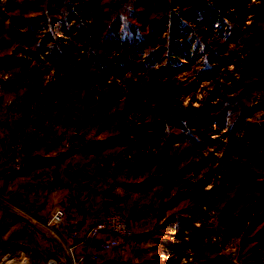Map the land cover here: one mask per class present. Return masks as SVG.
<instances>
[{
    "label": "rangeland",
    "instance_id": "obj_1",
    "mask_svg": "<svg viewBox=\"0 0 264 264\" xmlns=\"http://www.w3.org/2000/svg\"><path fill=\"white\" fill-rule=\"evenodd\" d=\"M169 1L166 10L155 0H0V117L13 116V101L31 106L34 125L23 130V117L13 119L22 131L15 134L56 160L19 185L44 204L45 190L76 169L92 187L111 186L118 194L111 209L133 219L141 201L130 185L150 178L143 186L152 194L149 217L133 219L135 228L154 224L163 202L181 217L190 209L184 226H210L204 240L224 262L247 264L243 236L256 233L257 204H264V0H245L235 19L210 25L183 19L192 38L183 54L169 48L170 21L154 33L168 14L179 15L182 6ZM120 55L130 62L116 70ZM58 103L81 113L68 125L62 116L46 121L43 112L61 110ZM202 114L212 121L198 124ZM8 122L0 119L9 136ZM8 183L0 184V264H20L12 232L28 229L7 226L24 202L14 193L19 185ZM36 215L39 231L65 242L55 222ZM55 253L38 251L32 264ZM62 256L67 264L72 257L69 249Z\"/></svg>",
    "mask_w": 264,
    "mask_h": 264
},
{
    "label": "crops",
    "instance_id": "obj_2",
    "mask_svg": "<svg viewBox=\"0 0 264 264\" xmlns=\"http://www.w3.org/2000/svg\"><path fill=\"white\" fill-rule=\"evenodd\" d=\"M2 97L3 94L0 98ZM10 109L9 112L11 111L13 116H9L11 114H7V110L5 114L8 117H5L4 112H2L3 115L0 117V119H7L10 122L8 123L12 125L9 129V136L7 131L0 129V184H5L7 180L9 181L8 187L12 186V184L18 186L20 183H23L25 179L36 176L35 172L31 174L25 173V175L18 174L12 178H9L10 175L7 174L10 173L9 170L11 168L17 170L20 162L24 163L25 159L37 154V149L35 148L31 150L25 149L30 140L18 137L16 135L17 131L18 133H22V131L16 127V123L13 124L11 122L16 118L20 121L23 117L25 120L23 122V130H25V128H27V130L28 128L30 129L34 125L32 123L33 119L31 118L34 115V109L31 108L27 110V112L25 110L22 111L17 101H13ZM47 120L48 119H46V121ZM12 130L17 131L11 135ZM26 133L27 132H25L24 137L27 136ZM16 164L17 168L15 167ZM78 177L80 179H78ZM86 178L87 177L84 176L82 171H77L76 169H74L71 175L66 173L62 178V183L58 186L52 185L48 190H45L44 204L37 200L36 191H31L26 187L22 188L21 185H19L18 188H14V193H17V198L24 202L23 206L25 208L19 205L16 208L14 207L13 210L17 211L20 216L19 222H25V226L28 229L26 234L27 238L21 239L17 243L15 253L22 256L31 254V259L34 260L36 252L48 253V251L50 252L51 250L56 252L54 255L50 256H55L58 264H67L64 256H62V252L64 253L65 249H68V244H75V258L82 264H152L155 257H157L160 264H166L168 262L170 264L205 263L203 262L204 259L201 262L198 260L195 256V251L190 252V249H188L191 243L190 241L188 243L186 238L188 234H190V229L186 226L183 228L180 226L181 228H179V226H176V223L165 224L166 216H155L156 222L154 224L150 223V227L144 229L135 228L136 235L134 237L125 240L120 247L100 252L99 256L94 258L92 255L98 251L97 241L99 237L92 236L88 233V230L92 224L101 219L106 213L115 209H111L112 205L110 201H112L113 198L102 194V187H92L89 185V180H85ZM35 188L36 186L33 187L32 190H35ZM55 196L61 197V202L56 203L54 200L56 199ZM116 197L118 198L117 193L114 199ZM62 206H66L67 215L61 222L55 223L57 224V229H59L60 236L63 238L65 237L64 243L63 241L61 243L54 240L55 238L53 239L45 230L39 231L37 229L39 224L36 222L38 217L36 214L43 217L41 216L43 213L45 214L43 218L49 219L45 224L50 225L49 223L53 222L51 219L52 215ZM22 211L26 212L29 216L22 214ZM146 217H149L148 209L144 208L140 210L139 207H137L133 219L141 220ZM196 225L197 224L191 226L192 229L194 227H196V229L199 227ZM73 230L79 233V237L73 238L71 236ZM185 230H187V232H185ZM183 239L186 240L184 244L180 242ZM262 249L264 250V246L260 248L261 256L264 259V252L261 251ZM164 250H168L166 252L169 259L161 255ZM166 252L164 253L166 254ZM223 254L224 253L220 255L225 259L226 257ZM68 264H71V258Z\"/></svg>",
    "mask_w": 264,
    "mask_h": 264
},
{
    "label": "trees",
    "instance_id": "obj_3",
    "mask_svg": "<svg viewBox=\"0 0 264 264\" xmlns=\"http://www.w3.org/2000/svg\"><path fill=\"white\" fill-rule=\"evenodd\" d=\"M169 0H155L154 5L159 7L160 9H168V4ZM169 3H171L173 6H182L181 9H179V15H176V13H173L171 17H168V15L163 18L164 21L163 23L159 24L155 28V32L160 31L161 25L166 24L168 25V21H170V30H171V35H170V45L169 48L171 51H175L176 54H183L185 51H190L192 47V38L189 37V26H187L185 23H183L184 20H189V21H200L205 24H212L215 21H221L222 18L224 17L223 15H227V17L230 18H236L237 14L240 13V8L242 5H244L245 0H170ZM166 4L168 5L166 8ZM152 5V4H151ZM187 8L183 9L184 6H187ZM241 5V6H240ZM149 7V6H148ZM233 7L232 10L228 11L226 9ZM154 8H152L153 10ZM225 13V14H224ZM143 19V18H142ZM162 19V20H163ZM184 19V20H183ZM185 24V25H183ZM168 27V26H167ZM115 31V30H114ZM116 33V32H115ZM122 39V40H121ZM115 42L117 45H124L125 44V38H121L119 36V33H117L115 37ZM154 39L150 38L148 39V42L151 43L153 42ZM124 42V43H123ZM129 48V46H128ZM131 51L133 50V47L130 49ZM0 57H4V54H0ZM116 63L114 64L116 66V70H123L125 67L128 66L129 60L126 56L120 55L116 56ZM22 79V78H21ZM25 79V78H23ZM13 82L14 79H12ZM16 80H20L19 78H16ZM32 88L29 87L28 91L26 92V98H28L29 101L33 100L32 95ZM35 95V93H34ZM59 97V96H58ZM60 98V97H59ZM37 101V100H36ZM60 101V100H58ZM48 103H51V100H47ZM19 107L20 106V103ZM60 106L61 110L58 109H47L45 110L44 116L45 118H52L54 115L53 120L59 119L61 116L64 118V122L66 125L72 123V119H76L78 115H80L81 111L77 112L72 109H64L62 108V103H58ZM27 112V110L31 109V106H25V108H22ZM78 114V115H77ZM57 117V118H56ZM212 121L211 116H205L204 114L201 115L199 118L198 124L204 125V124H209ZM46 132V130H43ZM55 142H53L52 145H54ZM56 144V143H55ZM40 145L36 141L29 142L25 149L26 150H31V149H38ZM53 147V146H52ZM49 148V150L53 148ZM81 151H83L81 149ZM72 152H69L71 154ZM91 153H95L92 151ZM98 154L100 152H97ZM95 155V154H94ZM61 158L57 157L56 159ZM95 156L93 158H89L88 164H95ZM56 160H54V157H47L46 156H38L33 155L27 159H25L24 163L25 168L23 170H13L9 174V178L14 177L13 175H16L18 173L21 174H31V173H36L38 171H44L49 168L50 165L54 164ZM7 178V177H6ZM150 178L147 180H143L141 182H137L136 184L130 185L131 190L135 193V196L138 197L137 199H140L141 203L139 204V209L142 210L144 208H150V203L151 201V195L149 189H144L143 186H146L147 184H150L151 182H148ZM175 206V205H174ZM173 206H167L165 202L156 210V217H164L165 218V224L166 223H171L174 224L176 223L179 227L181 226L182 228L186 223H188V220L190 219L188 214L191 213L192 210L188 209L185 211V213L182 215L180 214H175L174 212H171ZM264 204L263 203H258L256 210H259L258 212V221L253 222L254 224V230L256 233L254 234H248L247 236H243V246L244 250L247 254H245V260L247 264H264V261L262 259L261 253H260V248L264 246ZM170 211V212H169ZM168 213V214H166ZM186 214V215H185ZM12 222L7 226L8 228L15 227L18 225L17 222L20 220V216L18 213L15 211L13 212L12 215ZM5 217V216H3ZM23 222V221H21ZM19 222V223H21ZM24 227L25 222H23ZM6 229V232H8L10 229ZM190 232V243L195 251V256L198 258V260L201 262L203 259L205 263L203 264H226L224 262V258L217 253L216 251L213 250L212 245L209 244L206 240H204V236L206 233H209L211 231L210 226L203 225L200 226L197 231L196 229H192L190 225L187 226ZM27 229V228H26ZM249 228H247L248 230ZM27 234V231L23 234H20L19 232H12V241L17 245V243L21 239H25ZM189 243V240H187ZM243 255V254H242ZM152 264H160L159 260L157 257L154 258Z\"/></svg>",
    "mask_w": 264,
    "mask_h": 264
},
{
    "label": "built area",
    "instance_id": "obj_4",
    "mask_svg": "<svg viewBox=\"0 0 264 264\" xmlns=\"http://www.w3.org/2000/svg\"><path fill=\"white\" fill-rule=\"evenodd\" d=\"M2 127L6 128V123H1ZM93 186H97V182H92ZM67 215L66 206L59 207L52 215L51 219L53 222H61ZM187 232V230H185ZM88 233L92 236L99 237L97 241L98 251L93 253V257L99 256L102 251L114 249L120 247L125 240L132 238L136 235V229L134 227L132 219L118 210H112L106 213L101 219L96 221L89 228ZM73 238L79 237V233L75 230L71 232ZM68 249L71 253V264H82L79 262L74 255L75 244H68ZM168 250H164L161 254L163 257L168 258ZM166 252V254L164 253ZM31 256H20V264H32ZM41 264H58L55 256H50L45 262ZM166 264H170L169 262Z\"/></svg>",
    "mask_w": 264,
    "mask_h": 264
},
{
    "label": "water",
    "instance_id": "obj_5",
    "mask_svg": "<svg viewBox=\"0 0 264 264\" xmlns=\"http://www.w3.org/2000/svg\"><path fill=\"white\" fill-rule=\"evenodd\" d=\"M13 134H14V132H13V130H12L11 135H13ZM101 192H102V194H104V195L107 196V197H112V198H114V197L116 196V193L114 192V190L112 189L111 186H106L105 188H103V189L101 190Z\"/></svg>",
    "mask_w": 264,
    "mask_h": 264
}]
</instances>
